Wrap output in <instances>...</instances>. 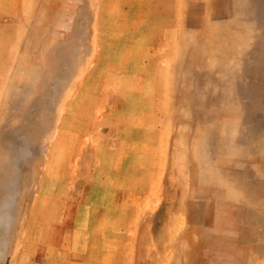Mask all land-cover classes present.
Wrapping results in <instances>:
<instances>
[{"label": "rangeland", "instance_id": "1", "mask_svg": "<svg viewBox=\"0 0 264 264\" xmlns=\"http://www.w3.org/2000/svg\"><path fill=\"white\" fill-rule=\"evenodd\" d=\"M0 264H264V0H0Z\"/></svg>", "mask_w": 264, "mask_h": 264}]
</instances>
